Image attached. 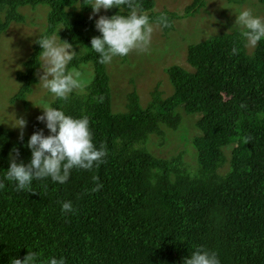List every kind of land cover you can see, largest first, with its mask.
<instances>
[{"label": "trees", "instance_id": "1", "mask_svg": "<svg viewBox=\"0 0 264 264\" xmlns=\"http://www.w3.org/2000/svg\"><path fill=\"white\" fill-rule=\"evenodd\" d=\"M130 2L142 12L154 6V0ZM90 3L0 0L6 13L0 33L10 20H21L19 7L47 6L40 36L58 34L75 48L69 69L91 64L93 78L84 90L55 98L50 106L73 117L86 115L93 144L106 152L98 166L71 169L63 184L43 178L18 191L4 172L10 154L17 163H28V136L20 139L0 116V264L23 259L28 251L44 261L63 256L65 264H183L197 247L214 251L220 264H264V39L249 52L236 28L189 44L191 69L176 64L166 69L171 95L162 98L156 90L142 106L132 91L127 110L117 112L107 66L90 49V39L100 35ZM204 3L193 0L185 15L197 13ZM117 7L105 16L128 12L124 4ZM165 18L164 33L171 27L170 17ZM33 48L27 70L16 72L24 84L9 104L35 80L41 49ZM178 107L199 115V133L191 140L197 153L193 171L183 153L161 157L145 146L150 135L164 134L162 126L178 128ZM97 184L101 187L92 191ZM64 201L73 211L61 212Z\"/></svg>", "mask_w": 264, "mask_h": 264}, {"label": "rangeland", "instance_id": "2", "mask_svg": "<svg viewBox=\"0 0 264 264\" xmlns=\"http://www.w3.org/2000/svg\"><path fill=\"white\" fill-rule=\"evenodd\" d=\"M192 2L193 0H154L153 9L144 13L154 19L162 15L170 17L171 27L168 32L164 33L160 20L155 19L151 22L153 32L145 50H132L126 58L114 57L111 63L106 64L110 75L114 111L127 110L128 95L132 91L137 92L142 106L148 105L152 93L156 90L162 98L171 95L174 89L166 69L173 64L191 69L186 61L188 45L239 28L235 25L236 11L247 8L254 15L264 17V3L261 0H204L205 3L197 13L185 15L187 6ZM137 11L139 12L138 9ZM18 12L21 20H10L5 30L0 33V116L4 118V121H1L17 135L22 132L29 138L33 132L40 130H43L44 135H48V129L43 122L37 120V116L42 114V108L50 106L55 97L38 84L42 74L39 66L42 63L40 55L39 64L33 73L35 80L30 83L29 91L15 103L9 104L11 97L19 94L24 84L22 79H17L16 72L27 70L25 61L34 52L35 41L46 28L48 7L26 5L19 7ZM172 13L175 14L171 16ZM5 14V10H0L2 22H6ZM106 14L107 9H100L95 14L89 13L95 19ZM56 35L57 39H61ZM247 48L251 52L255 46ZM72 50L76 52L74 47ZM70 69L80 73L81 88L74 91L81 92L93 78L92 66L81 64ZM177 112L181 115L178 128L162 126L164 134L150 135L145 146L161 157L169 158L183 153L185 164L193 171L197 166V153L191 140L199 133L196 127L199 115L187 114L182 107H178ZM15 118H23L26 121L22 130L11 126ZM226 168L225 166L221 172H225Z\"/></svg>", "mask_w": 264, "mask_h": 264}, {"label": "clouds", "instance_id": "3", "mask_svg": "<svg viewBox=\"0 0 264 264\" xmlns=\"http://www.w3.org/2000/svg\"><path fill=\"white\" fill-rule=\"evenodd\" d=\"M120 4L127 7L126 14L118 12L110 17L101 15L94 21L100 35L90 39V49L98 54L97 62L100 64H109L114 57H124L132 50L143 51L150 43L152 23L144 12L137 11V6L130 0H91L89 7L95 14L100 9H111ZM235 13V25L240 29L244 46L254 47L264 39V17L254 15L247 8H241ZM91 18L90 16L89 19ZM159 19L166 27V18L162 15ZM35 43L41 49L40 87L59 99H66L74 90L80 89V73L67 67L77 54L72 50V45L57 39L56 34L40 36ZM237 51L235 47L232 49L233 53ZM102 100L101 96L98 102ZM42 109L37 120L44 123L49 134L44 135L43 130L33 132L26 145L31 153L28 163H17L10 154L8 167L4 172V179L14 182L18 191L27 190L33 180L43 178L63 184L68 180L71 169H91L94 164L98 166L102 163L106 155L103 145L96 147L93 144L86 115L73 117L50 106ZM25 124L23 118H15L11 126L22 130ZM20 139H23L22 132ZM12 151L15 152L16 149ZM0 187H3L2 182ZM100 187L97 184L92 191ZM70 211H73L71 202H62L61 212ZM11 264H65V258L51 256L44 261L39 259L38 252L28 251L23 259L12 258ZM183 264H220V260L214 251L197 247L188 257L183 258Z\"/></svg>", "mask_w": 264, "mask_h": 264}]
</instances>
